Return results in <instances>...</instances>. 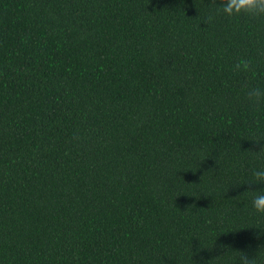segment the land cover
<instances>
[{"label": "trees", "instance_id": "16d2710c", "mask_svg": "<svg viewBox=\"0 0 264 264\" xmlns=\"http://www.w3.org/2000/svg\"><path fill=\"white\" fill-rule=\"evenodd\" d=\"M216 6L0 0V264H264V17Z\"/></svg>", "mask_w": 264, "mask_h": 264}, {"label": "clouds", "instance_id": "9594fccd", "mask_svg": "<svg viewBox=\"0 0 264 264\" xmlns=\"http://www.w3.org/2000/svg\"><path fill=\"white\" fill-rule=\"evenodd\" d=\"M217 9L222 10L223 14L228 17L240 15L264 17V0H220V6ZM235 69L237 71L247 70L248 64L241 61L235 65ZM247 100L253 105L264 102V89L259 87L251 88L247 92ZM250 184L255 186L264 184V168L256 169L253 172ZM252 192V208L256 213L264 214V189ZM259 259H250L247 256L242 257L243 264H259Z\"/></svg>", "mask_w": 264, "mask_h": 264}]
</instances>
